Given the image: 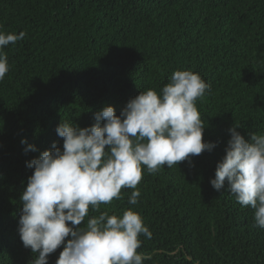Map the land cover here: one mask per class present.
Returning <instances> with one entry per match:
<instances>
[{
	"label": "trees",
	"instance_id": "obj_1",
	"mask_svg": "<svg viewBox=\"0 0 264 264\" xmlns=\"http://www.w3.org/2000/svg\"><path fill=\"white\" fill-rule=\"evenodd\" d=\"M0 31L25 33L3 49L10 70L0 81V264L38 255L18 234L20 197L34 171L26 163L53 143L62 149L58 125L90 127L105 106L119 116L178 70L211 86L196 106L203 140L216 146L154 174L142 166L138 204L128 203L135 189L122 188V199L100 211L142 217L152 233L139 237L143 264H264L254 210L227 183L220 191L210 184L231 127L246 139L264 134V0H0ZM28 145L37 151L26 153Z\"/></svg>",
	"mask_w": 264,
	"mask_h": 264
},
{
	"label": "clouds",
	"instance_id": "obj_2",
	"mask_svg": "<svg viewBox=\"0 0 264 264\" xmlns=\"http://www.w3.org/2000/svg\"><path fill=\"white\" fill-rule=\"evenodd\" d=\"M24 36L0 31V81L10 70L3 49ZM210 87L199 73L178 70L160 93L140 91L119 116L105 106L90 127L61 122L56 133L62 149L53 143L52 150L26 163L34 171L20 197L18 234L23 246L38 254L31 264H49V255L62 245L55 264H143L148 257L137 251L139 237L150 239L152 233L142 217L130 209L109 214L100 206L122 199V188L135 189L128 203L138 204L142 166L154 174L213 150L216 145L203 140L196 106ZM237 128L229 129L210 184L220 191L227 183L236 202L254 210V227L264 229V134L249 132L246 139ZM28 151L37 149L28 145ZM90 208L99 215L89 216Z\"/></svg>",
	"mask_w": 264,
	"mask_h": 264
}]
</instances>
